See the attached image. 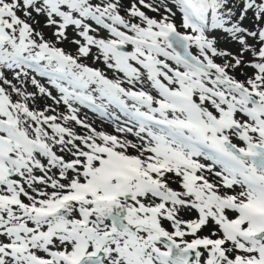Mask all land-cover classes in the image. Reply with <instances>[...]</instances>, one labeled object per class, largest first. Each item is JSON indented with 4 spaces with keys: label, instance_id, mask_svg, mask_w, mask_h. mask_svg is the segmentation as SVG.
Returning a JSON list of instances; mask_svg holds the SVG:
<instances>
[{
    "label": "snow or ice",
    "instance_id": "snow-or-ice-1",
    "mask_svg": "<svg viewBox=\"0 0 264 264\" xmlns=\"http://www.w3.org/2000/svg\"><path fill=\"white\" fill-rule=\"evenodd\" d=\"M0 264H264V0H0Z\"/></svg>",
    "mask_w": 264,
    "mask_h": 264
},
{
    "label": "rangeland",
    "instance_id": "rangeland-1",
    "mask_svg": "<svg viewBox=\"0 0 264 264\" xmlns=\"http://www.w3.org/2000/svg\"><path fill=\"white\" fill-rule=\"evenodd\" d=\"M66 48H67V46H66ZM67 50L71 51L72 49L68 48ZM55 94H56V92H55V90H53V95H55ZM48 103H51V101H48ZM116 114H119L121 116L122 120L126 119L125 117H123V115L121 113L118 112V110H116ZM81 116H86L88 121L93 123V126L97 127L98 130L102 129V130L107 131V132H114V128H113V125L111 123H109L107 120H102V118H100L97 113H93L89 109L81 108ZM129 139H134V137L129 136Z\"/></svg>",
    "mask_w": 264,
    "mask_h": 264
}]
</instances>
